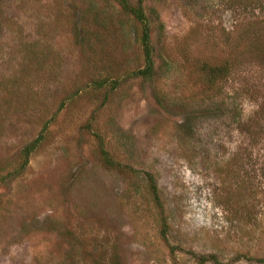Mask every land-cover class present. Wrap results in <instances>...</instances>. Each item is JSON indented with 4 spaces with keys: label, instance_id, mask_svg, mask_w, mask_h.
I'll use <instances>...</instances> for the list:
<instances>
[{
    "label": "rangeland",
    "instance_id": "1",
    "mask_svg": "<svg viewBox=\"0 0 264 264\" xmlns=\"http://www.w3.org/2000/svg\"><path fill=\"white\" fill-rule=\"evenodd\" d=\"M129 1L150 24V79L116 1L0 0V264H264V136L239 127L264 72L212 94L197 67L240 15Z\"/></svg>",
    "mask_w": 264,
    "mask_h": 264
},
{
    "label": "trees",
    "instance_id": "2",
    "mask_svg": "<svg viewBox=\"0 0 264 264\" xmlns=\"http://www.w3.org/2000/svg\"><path fill=\"white\" fill-rule=\"evenodd\" d=\"M121 9L135 19L141 26L140 44L144 56L143 68L134 71V75L144 79L154 76V48L151 42L150 24L144 14L140 2L132 3L129 0H114ZM226 5L234 9L240 15L234 30H223L221 37V50L217 62L211 63L210 59L199 60L197 67L203 86L216 94L222 91L218 83L226 82L231 76L250 66H258L264 72V0H226ZM102 83H105L102 81ZM258 108L250 121L240 122L239 127L245 133L250 134L251 139L264 136V88L257 91ZM41 140L38 135L30 143L26 144L22 151L21 168L28 163L30 154L36 149ZM258 140H254V142ZM241 155V154H240ZM102 156L107 164L115 167L118 164L111 160L102 150ZM150 181H153L150 179ZM154 191L155 184L151 186Z\"/></svg>",
    "mask_w": 264,
    "mask_h": 264
}]
</instances>
